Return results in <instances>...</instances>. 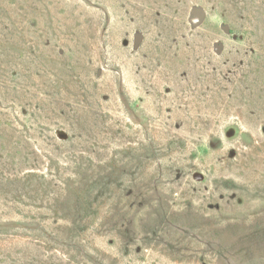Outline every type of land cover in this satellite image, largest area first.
<instances>
[{"label": "rangeland", "instance_id": "374dc122", "mask_svg": "<svg viewBox=\"0 0 264 264\" xmlns=\"http://www.w3.org/2000/svg\"><path fill=\"white\" fill-rule=\"evenodd\" d=\"M0 264H264V0H0Z\"/></svg>", "mask_w": 264, "mask_h": 264}, {"label": "water", "instance_id": "95a60500", "mask_svg": "<svg viewBox=\"0 0 264 264\" xmlns=\"http://www.w3.org/2000/svg\"><path fill=\"white\" fill-rule=\"evenodd\" d=\"M234 128L233 127H227L226 131H225V135L227 138H230L234 135Z\"/></svg>", "mask_w": 264, "mask_h": 264}]
</instances>
